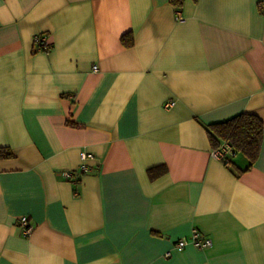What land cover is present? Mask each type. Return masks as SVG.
<instances>
[{"label": "crops", "instance_id": "1", "mask_svg": "<svg viewBox=\"0 0 264 264\" xmlns=\"http://www.w3.org/2000/svg\"><path fill=\"white\" fill-rule=\"evenodd\" d=\"M243 112L264 0H0V264H264V137L239 172L206 130Z\"/></svg>", "mask_w": 264, "mask_h": 264}, {"label": "trees", "instance_id": "2", "mask_svg": "<svg viewBox=\"0 0 264 264\" xmlns=\"http://www.w3.org/2000/svg\"><path fill=\"white\" fill-rule=\"evenodd\" d=\"M179 0H172V3L177 4ZM123 43L126 46L132 45V37L123 35ZM208 136L212 143L213 149H218L223 145H228L232 153L242 154L246 160L247 165L244 168L239 167V172L248 170L260 153L262 137H264V122L255 114L243 112L226 121L212 123L206 125ZM14 154L6 149L0 147V158H11ZM231 157V154L230 156ZM229 157L223 159L227 165H233ZM153 169L149 170L150 176L153 178Z\"/></svg>", "mask_w": 264, "mask_h": 264}, {"label": "built area", "instance_id": "3", "mask_svg": "<svg viewBox=\"0 0 264 264\" xmlns=\"http://www.w3.org/2000/svg\"><path fill=\"white\" fill-rule=\"evenodd\" d=\"M176 14H177L178 20L183 19L180 11H177ZM34 42H35V45L37 46V49L39 51L48 52L51 49V44H50V42H48V39H47L46 35H44V34L35 35ZM230 154H232V151L228 145H225V146L223 145L222 147H220L218 149H212V151H211L212 157H214L216 159H220L222 161H223V159H225ZM81 157L85 158L86 153L82 152ZM83 170H84V168H83ZM63 176L66 178H69L71 176V173L68 171H65V172H63ZM16 223L22 228L23 233L26 235L29 234L33 228L32 225L29 223V219L27 216L18 217ZM190 244H194L198 248L202 249V248H207V247L211 246L212 241H211V239L204 236L199 231V229L192 228L189 235L178 238L174 242L173 248L178 250V251H182L183 249H185ZM170 255H171L170 251H166L164 253L165 257H168Z\"/></svg>", "mask_w": 264, "mask_h": 264}]
</instances>
